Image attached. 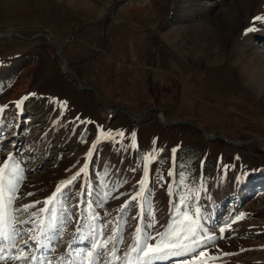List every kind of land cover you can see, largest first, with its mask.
Instances as JSON below:
<instances>
[{
  "label": "rangeland",
  "instance_id": "rangeland-1",
  "mask_svg": "<svg viewBox=\"0 0 264 264\" xmlns=\"http://www.w3.org/2000/svg\"><path fill=\"white\" fill-rule=\"evenodd\" d=\"M257 16L264 17V0H0V32L26 38L47 33L80 84L94 88L101 102L92 90L76 85L43 36L32 41L0 37V107L6 106L0 119V165L11 153L24 176L15 206L40 201L29 213L47 224L48 216L39 211L43 202L79 170L101 137L87 177L93 194L78 197V180L66 191L67 202L55 203L57 225L67 214L64 208L72 220L50 245L52 264L72 248L90 247V240L75 238L81 234L77 219L86 235L93 214L95 226L103 229L100 243L114 237L101 252V264H126L137 255L130 252L137 226L154 223L145 232H163L181 196L188 201L182 211L199 220L200 239L215 237L203 241L207 254L196 264H264V152L259 143L264 145V19L254 21ZM221 72L229 82L221 80ZM24 97L17 108L15 102ZM103 107L122 108L142 120L120 110L107 116ZM158 107L178 124L168 126L160 112L147 111ZM147 154L151 207L145 206L138 225L136 202L120 209L139 187ZM19 227L33 229L32 224ZM31 234L39 235V228ZM18 247L28 260L5 264H40L32 260L41 257L32 241ZM113 249L121 259L104 254ZM15 254L13 248L4 253ZM186 259L164 257L157 264Z\"/></svg>",
  "mask_w": 264,
  "mask_h": 264
},
{
  "label": "snow or ice",
  "instance_id": "snow-or-ice-1",
  "mask_svg": "<svg viewBox=\"0 0 264 264\" xmlns=\"http://www.w3.org/2000/svg\"><path fill=\"white\" fill-rule=\"evenodd\" d=\"M262 19H264V17H254V21ZM248 31H255V28H249ZM24 99H27V97L15 102L17 108L21 107ZM5 108L6 106L0 107V119L3 118L2 114ZM106 135L110 136L111 134L107 133ZM119 135L123 137L124 134L121 132ZM132 136L133 145H135V133H133ZM99 143H101V137L97 136L86 153L84 163L79 170L70 178L61 181L53 194L43 202L45 207H42L39 211L48 216L49 219L47 224H45L43 219L37 223L36 219H34L37 216L36 212L29 213V209L35 208L36 204L41 203L40 201H36L32 204H23L18 207L15 206L16 202L20 199L18 195L20 181L23 180L24 176L19 162L16 161L13 154H9L4 163L0 165V264H5L6 260L27 261L29 258L28 255L25 254L24 249L18 247V244L19 242H23L25 245H28L29 241H32L33 244L36 245L37 250L41 252V257L32 256V260L35 261L40 259V264H52V261L47 256L48 252L54 251L50 245L58 237L62 236L63 226L70 223L72 220L71 212L64 208L63 210L67 214L61 219V223L57 225L56 221L60 218L57 217L55 203L59 202L64 205L67 202L66 191L78 180L82 181L81 190L77 193L78 197H90L93 194V186L87 177L89 175V166L92 162L91 158L98 150L97 146ZM154 151L155 149L153 152ZM175 151L176 150L173 149V157L175 156ZM150 155L151 154H147L144 157V176L137 182L139 187L135 195H132L120 209V211L123 212L132 202H136L139 215L134 216L133 219L137 220L138 225L140 220L144 217L145 206L148 208L151 207L150 201L148 200L151 192L148 188L147 179ZM151 159L155 160V157L151 156ZM168 175L172 176L174 173L169 171ZM6 177L10 178L6 179ZM184 179V176L181 174L180 181L183 182ZM239 179L240 178L237 177V180ZM171 191V188H169L170 195ZM28 195L31 196L32 193H28ZM108 195L109 193H104L105 201ZM85 202L88 203L89 208L92 207L91 201L86 200ZM187 203L188 201L185 197L181 196L179 198L180 207L176 209V214L172 222L167 225L163 232L158 233L157 236H153L150 232H145V228H153L155 226L154 223H148L145 228L137 226L133 237L135 243L130 249V252L136 253L137 255L133 259L127 260L126 264H157V261L164 257L171 258L178 256L189 257V259L182 261L181 264H196L199 258L204 257L207 254L208 245L203 241H214L215 237L204 236L203 240L200 239L199 220L192 219L187 212L182 211ZM77 207H79V205H77ZM25 213H29L28 219L23 218ZM181 217H183V219H181ZM88 219L89 223L87 225L88 231L86 235L81 232L84 225L80 224L79 219H77V223L80 225L77 228V232L81 234L78 235L75 240H90V247L87 249L72 248L66 256L60 258L59 264H101V252L110 241L114 240V237H108L103 243H100V239L103 236V229L95 226V221L98 217L93 214L90 215ZM185 221H187V223H185ZM24 224H32L33 229H21L19 226ZM103 227H107V225ZM36 228H39V235L33 236L31 232ZM220 231L223 233L224 229L221 228ZM24 236H27V239H23ZM17 237L21 238L20 241L17 240ZM42 240L47 241V243H43ZM151 241H155V243ZM186 241H191L195 247H190L189 243H186ZM73 243H75V241H73ZM9 248L16 249V254L5 256V250ZM73 253L75 254L73 255ZM104 254H110L117 260L121 259L115 256V249L110 253L105 252ZM105 264H112V261H106Z\"/></svg>",
  "mask_w": 264,
  "mask_h": 264
},
{
  "label": "water",
  "instance_id": "water-1",
  "mask_svg": "<svg viewBox=\"0 0 264 264\" xmlns=\"http://www.w3.org/2000/svg\"><path fill=\"white\" fill-rule=\"evenodd\" d=\"M7 35H9V36H11V37H14L15 39H18V40H24V41H32V40H34L37 36H43V37H44V38H45L50 44L52 43V45H53V47H54V49H55V53H56V55H58V57L60 58V60H61L62 63H63L64 70H65L66 72H68V73L71 75V77L74 79L76 85H78V87H79L82 91H83V90H92V91L94 92V95H95L96 99H98V93H97V91H96L94 88L80 84V80H79L78 76L74 73L73 70L70 69L68 62L66 61L64 55H62V52H61V50H60V47H59L58 44L55 42V40H53L52 37H50L47 33H40V34L36 35L35 38H26V37H24V36H22V35H21V36L18 35L17 33L13 32V31L0 32V37H6ZM98 102L101 103V102H100V99H98ZM119 110L122 111L123 113H125V115H126L128 118L132 119V120H136V121H141V120H142V118H136L132 113H130V112L128 113L126 110H124V109H122V108H114V110H107V109H105L104 107L102 108L103 114H105V115H107V116H110L111 114H113L114 112L119 111ZM149 110H154V111L160 112V116H161L162 121H163L166 125H168V126H174V125L178 124V123H176V122H174V123L169 122V121L166 119L164 112H163L162 109L159 108V107H158V108H149L147 111H149ZM193 125H194V124H193ZM194 126H196L197 128H199V129L202 131L203 135H204L206 138H208V139H213V138H214V137L209 136V135L205 132V130H204L202 127L197 126V125H194ZM221 137H222L224 140H226V137H225V136H221ZM226 141H227L228 143H234V142H231V141H229V140H226ZM259 143H260V145H261L262 151L264 152V145H263V143L260 142V141H259Z\"/></svg>",
  "mask_w": 264,
  "mask_h": 264
},
{
  "label": "crops",
  "instance_id": "crops-1",
  "mask_svg": "<svg viewBox=\"0 0 264 264\" xmlns=\"http://www.w3.org/2000/svg\"><path fill=\"white\" fill-rule=\"evenodd\" d=\"M224 66H225V65H224ZM224 66L220 65V67H221V71H222L223 69H225ZM207 77H208V76H207ZM224 79H226V80L229 82L228 77H226L225 73H224V72H223V73L221 72V80L224 81ZM159 108H160V107H159Z\"/></svg>",
  "mask_w": 264,
  "mask_h": 264
},
{
  "label": "bare ground",
  "instance_id": "bare-ground-1",
  "mask_svg": "<svg viewBox=\"0 0 264 264\" xmlns=\"http://www.w3.org/2000/svg\"><path fill=\"white\" fill-rule=\"evenodd\" d=\"M161 117V116H160Z\"/></svg>",
  "mask_w": 264,
  "mask_h": 264
}]
</instances>
